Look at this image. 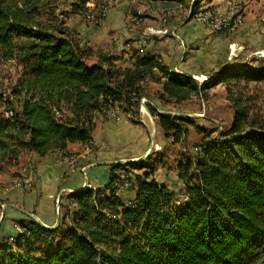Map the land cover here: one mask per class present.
Segmentation results:
<instances>
[{
    "label": "trees",
    "instance_id": "16d2710c",
    "mask_svg": "<svg viewBox=\"0 0 264 264\" xmlns=\"http://www.w3.org/2000/svg\"><path fill=\"white\" fill-rule=\"evenodd\" d=\"M90 1L98 3L0 0V63L20 69L8 93L0 92V172L23 152L70 154V144L90 146L97 116L115 103L137 112L150 82L162 85V101L175 104L206 98L224 82L234 120L221 138L205 134L194 157L179 163L182 200L152 178L151 168L131 175L136 196L127 203L116 193L118 172L130 173L135 164L114 165L105 190L69 195L71 222L56 228L20 222L12 242L0 241V264H264V92L258 108L251 91V84H264V67L225 66L198 81L153 55L135 53L120 65L80 45L67 24ZM188 7L192 16L200 0ZM150 111L175 143L194 125ZM26 244L41 255L17 250Z\"/></svg>",
    "mask_w": 264,
    "mask_h": 264
},
{
    "label": "crops",
    "instance_id": "0c3cea01",
    "mask_svg": "<svg viewBox=\"0 0 264 264\" xmlns=\"http://www.w3.org/2000/svg\"><path fill=\"white\" fill-rule=\"evenodd\" d=\"M133 1L115 0L101 34L98 33L101 36L92 40L86 33H81L77 38L80 45L87 43L95 51L114 56L120 65H128L135 53L153 55L171 70L204 80L220 68L231 66L238 52L247 48L259 51V26L255 21L259 13L257 0L246 2L244 24L225 32H212L198 23L189 13L190 0L185 4L140 0L141 3L131 6ZM223 2L200 0V7L218 6ZM161 3L168 8H161ZM163 11L167 12V17L161 13ZM251 41L253 45H250ZM262 43L264 45V39ZM161 93L162 85L150 82L144 96L147 99L145 110L123 111L119 121L98 115L91 145L73 143L68 147V152L78 154V170L74 174L65 176L66 165L60 159L61 152L45 156L23 152L17 168L0 173V183L8 182L15 176L14 172L26 167L34 177V184L30 190L13 188L0 194L6 204L0 217V232L10 228L12 222L32 220L46 227H58L64 221L63 213H55L58 203L63 207L70 206L69 195L81 189L105 190L114 165L135 164L152 150L155 142H150L153 137L148 133L150 124L161 127L150 108L172 113L163 110L165 102L160 99ZM131 160L135 162L129 163ZM135 196L136 190H132L121 198L128 202ZM9 230L12 239L17 232Z\"/></svg>",
    "mask_w": 264,
    "mask_h": 264
},
{
    "label": "rangeland",
    "instance_id": "374dc122",
    "mask_svg": "<svg viewBox=\"0 0 264 264\" xmlns=\"http://www.w3.org/2000/svg\"><path fill=\"white\" fill-rule=\"evenodd\" d=\"M114 1L115 0H98L97 5L94 1H90L87 2L83 8H80L79 12L70 13L69 17L66 18V21L68 26L73 31L75 37L78 38V35L80 36L81 33H86V35H88L89 38L91 37L92 40L95 38L97 39V37L101 36L100 30L105 25L109 10L113 7ZM236 1L241 5L244 12L246 2L248 0ZM190 2L192 3L193 1L190 0ZM225 2L226 0H224V2L219 4L218 6L214 7L219 9L225 4ZM138 3H141V1L134 0L131 6L136 5ZM255 3L259 4V13L255 17V21L259 26V51L251 48L244 49L241 52H238V54L234 55V59L231 65L238 66L246 70H250L252 68L259 69L264 67V45L262 43L264 39V0H257L255 1ZM159 5L161 8H168L162 3ZM104 7H107L106 16L103 17L104 19H102V21L100 22V20L98 21V19H100L99 13L100 10ZM201 8H212V5L201 6ZM161 13L166 14V17L168 16L166 11H163ZM161 19L163 20L162 17ZM238 28L239 27H236L235 30ZM240 37L244 39L243 35H240ZM114 42L115 41L113 40V43ZM252 43L254 42L251 41L250 45H253ZM85 45L86 47H89L87 46V43ZM92 59H95V57ZM19 72V66L14 62L0 63L1 93H8L7 89L10 87L11 84L15 82L19 75ZM198 81L202 80L198 79ZM251 91L252 94H255L254 100L256 103V107L259 108V95L260 98L263 99L262 95L264 92V84L260 86L259 83L251 84ZM207 93L208 96L206 98L193 97L189 101H185L180 104H175L172 102L165 103L163 110L171 111L173 113L171 114L174 116L189 118L193 121L194 125H188L189 130L187 136L183 140H181V142L175 143L171 138H168L165 135L163 130L159 128L157 124H155L154 126L153 124H150V130L148 131V133L149 136L150 134L153 135V137L150 139V142H155V145L152 150H148L143 156H141L137 160L134 167H130V173L132 175L142 174L151 171V168H153L154 174L152 178L158 184L165 185L168 189L174 192L178 200H182L184 182L179 178V163L194 157L197 151L196 145H198L202 141L205 134H209L213 138H221V133L228 129V127L231 126L234 120L235 109L233 107V104L227 99L226 85L224 84V82H221L220 84L207 90ZM261 102L262 101H260V104ZM104 118L108 120V118ZM17 165L6 167L0 173H7L11 169L15 167L17 168ZM17 173L18 172H14V175H16ZM129 191H132V189L126 190L125 192L121 193V195ZM131 201L132 200L128 201L127 203H130ZM70 208L71 209H69V206L63 207V205L61 206L60 203H58L55 207V213L64 214L65 224L71 222L73 218V212L75 207L70 206ZM15 224V222H12L10 228H7L5 232H0V241L7 240L9 242H12L11 237L9 236L12 231H10L9 229L15 230ZM18 224H20V222H18ZM64 228L65 225L62 226V229ZM17 250L19 252H29L35 256L41 255V252L38 250V248H36L35 244H26L21 249L17 248Z\"/></svg>",
    "mask_w": 264,
    "mask_h": 264
},
{
    "label": "built area",
    "instance_id": "2783aa9c",
    "mask_svg": "<svg viewBox=\"0 0 264 264\" xmlns=\"http://www.w3.org/2000/svg\"><path fill=\"white\" fill-rule=\"evenodd\" d=\"M237 6H240V13H236L235 22H228L227 13L225 14L215 13L214 6H212V12L202 11L200 14L211 13L212 15L215 16V19L217 20V27H206V28L212 32H225V31L234 30L236 27H241L244 24V12L240 4H237ZM202 25H204V21H202ZM199 79L202 81L204 80L201 78ZM146 103H147V99L144 97L142 108H140L139 110H145ZM10 115H12V112H10ZM103 115H105L106 118L112 121H119L121 119V115H117V111L115 110H104ZM66 155L67 154H62L60 159L66 165L65 176L67 175L69 176L77 171L78 164H66ZM125 175H132V174L128 172L120 173L121 188L120 191L118 192L120 196L121 193L125 192L128 189L134 190L133 182H125ZM33 184H34V177L32 173H30L26 167H22L18 171V173L15 176H13L8 182L0 184V194L6 191H10L13 188H23L26 190H30L32 189ZM5 208H6V204L0 199L1 214ZM14 227L16 232L22 231V228L20 227L19 224H15Z\"/></svg>",
    "mask_w": 264,
    "mask_h": 264
},
{
    "label": "bare ground",
    "instance_id": "6f19581e",
    "mask_svg": "<svg viewBox=\"0 0 264 264\" xmlns=\"http://www.w3.org/2000/svg\"><path fill=\"white\" fill-rule=\"evenodd\" d=\"M192 1H193L192 3H194V0H192ZM237 4H239V3L236 0H226L225 4L221 8L217 9L216 7H214V11L217 14H225V13H227L228 22H235L234 19H235L236 13L240 12L239 11V6H237ZM106 11H107L106 8H104L102 10V16L99 19L100 22L102 21V19H104L103 17L106 16ZM202 11L212 12V8H206V9L200 8L197 12H195L192 15V17L200 24H202V21H204V26H206V27H217V20L215 19V16L212 15L211 13L200 14ZM189 13H190V11H189ZM199 15H200V17H199ZM143 98L144 97H142L140 99V108H142ZM107 110H115V111H117V115H121V112H122V110L120 108V105L118 103H115L114 105H112ZM8 115H10V112H8ZM77 155L78 154H75V153L67 154L66 155V164H78ZM77 170H78V167H77ZM79 170H80V168H79ZM120 173H127V172L126 171H119L118 172L119 177H120ZM125 182H133V180L131 178V175H125ZM120 188H121V181H120V178H119V181L116 184V193L118 195H119L118 192L120 191ZM6 192H8V191H6ZM13 239H14V237L11 240H13Z\"/></svg>",
    "mask_w": 264,
    "mask_h": 264
},
{
    "label": "water",
    "instance_id": "95a60500",
    "mask_svg": "<svg viewBox=\"0 0 264 264\" xmlns=\"http://www.w3.org/2000/svg\"><path fill=\"white\" fill-rule=\"evenodd\" d=\"M129 163H131V162H134V160H131V161H128ZM127 165V164H126ZM81 190H83V189H81Z\"/></svg>",
    "mask_w": 264,
    "mask_h": 264
}]
</instances>
